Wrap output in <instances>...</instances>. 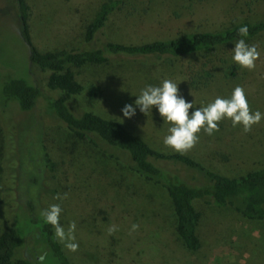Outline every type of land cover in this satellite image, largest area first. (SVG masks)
Masks as SVG:
<instances>
[{
  "label": "rangeland",
  "instance_id": "374dc122",
  "mask_svg": "<svg viewBox=\"0 0 264 264\" xmlns=\"http://www.w3.org/2000/svg\"><path fill=\"white\" fill-rule=\"evenodd\" d=\"M124 1L120 5V14L107 26V38L116 41H126L131 35L140 36L139 33L135 34L136 28L135 32L130 33L129 27L136 20L147 24L173 16L175 18V15L182 18L190 10L198 11L202 5L213 0H196L198 2L193 5L182 0ZM247 1L220 0L226 5L232 4L235 13L244 11L250 14L245 5ZM28 3L31 6L30 36L38 50L51 52L88 48L83 43L82 33L93 18L97 4L95 0H28ZM254 3L251 11L259 13L258 3ZM223 14H226L225 11ZM200 28L205 30L207 27L202 25ZM95 44L96 47L100 46L99 43ZM161 69L171 71L170 68ZM75 72L83 92L68 101L74 113L86 111L117 122L154 150L166 155L178 153L165 146L164 137L169 134L171 125L164 122L155 107L147 116L137 108L136 115L131 119L124 118L121 111L126 104L135 106L136 96L145 86L160 85L162 80L159 70L153 71L125 61L112 67L86 65L75 69ZM230 74V69L224 73L218 72L215 79L197 94L184 92L182 81L175 76L168 78L167 75L166 78L179 83L181 95L199 107L212 102L216 98L214 95L226 94L225 97H230L234 87L240 85V79L234 80ZM244 75L248 77L250 71L246 69ZM10 79H22L38 86L41 95L34 110L22 113L14 104L7 107L2 105V87ZM56 96V92L47 89L45 74L29 62V48L21 34L16 0H0V113L5 126L13 129L18 146L12 204L15 227L23 238V247L17 252L14 261L26 259L32 264H39L37 257L45 255L43 264H60L41 233L44 220L41 212L52 204L61 206L60 223L65 230L71 222H76L75 236L79 250H68L71 256L78 258L84 252L85 261H96V252L87 249L90 246L95 249L102 242L100 235L105 233L97 216H106L107 210L101 204L107 202L111 207L114 206V215H119L125 209L132 210L145 223L148 233L145 239L131 232L132 239H142L133 248L148 251L151 257L144 261L142 258L135 259V264H264V222L247 220L230 207L219 209L200 201L194 205L200 213L197 233L202 246L196 253L185 249L176 240L173 232L175 220L168 207L166 214L169 216V226L163 228L164 231L153 208L155 198L160 203L166 202L164 190L133 173L126 156L114 160L46 116L43 111L44 100ZM247 97L254 111L264 113V75L258 93L247 94ZM194 110L189 111L191 113ZM118 117L123 121L118 122ZM219 127L220 131L211 136L202 131L199 143L181 155L230 178L240 177L264 166V120L254 125L251 132L244 134L239 133L240 126L233 127L229 119L222 121ZM2 132L0 123V141ZM41 146L52 155L55 163L53 173L43 161ZM171 168L190 183L201 180L192 171L183 170L174 164ZM54 189L58 190L60 196L67 193V198H52ZM92 208H96L95 214ZM2 214L0 207V230L3 227ZM130 231L119 229L117 234L128 237ZM59 243L67 252L64 244ZM129 262L128 257L117 264Z\"/></svg>",
  "mask_w": 264,
  "mask_h": 264
},
{
  "label": "trees",
  "instance_id": "16d2710c",
  "mask_svg": "<svg viewBox=\"0 0 264 264\" xmlns=\"http://www.w3.org/2000/svg\"><path fill=\"white\" fill-rule=\"evenodd\" d=\"M95 1L97 4L93 18L82 33L83 43L88 48L41 52L33 45L30 36V3L28 0H16L21 34L29 48V62L45 74L47 89L58 94L44 100L43 111L46 116L108 157L120 160L121 156H126L133 173L162 188L166 193V202L160 203L156 198L152 202L160 225L162 229L169 226V216L166 214L168 207L175 220L173 232L176 240L192 253L198 252L202 246L197 233L200 213L195 209L196 201L219 209L230 207L247 220L264 222V166L250 170L240 177H226L188 156L158 152L121 124L86 111L76 114L68 105L70 98L83 92L75 69L86 65L112 67L125 61L153 71L159 70L160 80L166 79L167 75L168 78L175 76L182 81L184 92L192 94L203 91L218 72L224 73L230 69L231 77L234 80L240 79V86L244 87L246 93L256 95L264 75V0H248L245 5L250 14L244 11L235 13L232 4L209 0L198 11L190 10L182 18L175 15V18L173 16L147 24L136 20L129 27L130 33L135 32L136 28L135 34L139 33L142 37L134 34L126 41H116L106 35L109 22L120 14V5L125 1ZM182 1L191 5L198 2ZM253 1L258 3L259 13H252L250 8ZM224 11L226 14H223ZM210 18L213 21L209 22ZM202 25L207 28H200ZM242 25L249 28L247 37L238 34ZM239 39H245L249 45L257 44L260 52L256 68L250 71L248 77L244 75L246 69L232 59L234 44ZM95 43L100 46L96 47ZM161 68H170L171 71ZM40 95L37 85H30L22 79H10L2 87V105L7 107L14 104L19 112L28 113L35 109ZM214 96L225 97L226 94ZM0 123L3 131L0 141V207L4 217L0 230V264H32L26 259L14 261L17 252L23 247V238L15 227L12 204L18 146L13 129L5 126L1 113ZM239 133H245L242 126ZM41 148L43 161L50 173H53L55 163L52 155L45 152L44 146ZM172 164L196 173L201 180L194 183L186 181L177 170L171 168ZM57 195L58 190L54 189L51 197L55 198ZM104 206L106 216H97L105 233L100 235L102 242L95 249L91 246L87 249L96 252L97 260L94 262L85 261L84 252L78 258L72 257L68 249V253L65 252L55 237V229L43 220V240L60 264H117L128 257L130 262L126 264H135V259L142 258L144 261L151 257L148 251L133 248L136 242L145 239L148 234L141 218L128 209L114 215V206L103 202L101 207ZM95 209L93 213L97 211ZM110 224L117 226L120 231H130L132 224H138L140 227L135 233L140 234L142 239H132L130 232L127 233L129 238L120 236L117 234L118 230L109 235L107 227Z\"/></svg>",
  "mask_w": 264,
  "mask_h": 264
},
{
  "label": "clouds",
  "instance_id": "9594fccd",
  "mask_svg": "<svg viewBox=\"0 0 264 264\" xmlns=\"http://www.w3.org/2000/svg\"><path fill=\"white\" fill-rule=\"evenodd\" d=\"M241 37L249 35L247 25H242L238 29ZM233 61L241 68L252 71L256 68V61L260 59V52L257 44L249 45L245 39H239L234 44ZM133 104H126L122 109L123 117L131 119L136 115V110L147 116L155 107L164 122L170 124L168 135L164 137V144L174 151L185 154L192 150L200 140V133L211 136L220 131V123L225 119L231 120L232 126H242L245 133L251 132L254 125L260 124L264 120V113L253 110L246 91L243 86L234 87L230 97L217 96L206 106H194V102H189L180 93L179 83L172 79H164L158 86L147 85ZM195 108L190 113V109ZM119 118V117H118ZM122 120L118 119V122ZM123 121V120H122ZM67 193L63 196L57 195L55 199H66ZM62 208L59 204H52L41 212L47 224L55 229V237L64 244L71 252L79 250V243L76 241V222L69 224L68 229L60 223ZM138 224H132L131 232L139 229ZM117 226H110L107 231L109 235L116 232ZM46 256L37 257L39 264H43Z\"/></svg>",
  "mask_w": 264,
  "mask_h": 264
}]
</instances>
